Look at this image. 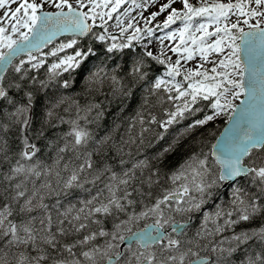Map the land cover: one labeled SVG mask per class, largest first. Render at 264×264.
Masks as SVG:
<instances>
[{
  "label": "snow or ice",
  "instance_id": "snow-or-ice-1",
  "mask_svg": "<svg viewBox=\"0 0 264 264\" xmlns=\"http://www.w3.org/2000/svg\"><path fill=\"white\" fill-rule=\"evenodd\" d=\"M0 264H264V0H0Z\"/></svg>",
  "mask_w": 264,
  "mask_h": 264
},
{
  "label": "trees",
  "instance_id": "trees-1",
  "mask_svg": "<svg viewBox=\"0 0 264 264\" xmlns=\"http://www.w3.org/2000/svg\"><path fill=\"white\" fill-rule=\"evenodd\" d=\"M132 104H134V101L130 103V108H131V105H132ZM113 111H114V109H113ZM223 119H226V118H221V119H218V120L216 121V124L218 125V127H219L220 129L223 128V123H222V120H223Z\"/></svg>",
  "mask_w": 264,
  "mask_h": 264
},
{
  "label": "rangeland",
  "instance_id": "rangeland-1",
  "mask_svg": "<svg viewBox=\"0 0 264 264\" xmlns=\"http://www.w3.org/2000/svg\"><path fill=\"white\" fill-rule=\"evenodd\" d=\"M177 4L179 3V0H176Z\"/></svg>",
  "mask_w": 264,
  "mask_h": 264
},
{
  "label": "water",
  "instance_id": "water-1",
  "mask_svg": "<svg viewBox=\"0 0 264 264\" xmlns=\"http://www.w3.org/2000/svg\"><path fill=\"white\" fill-rule=\"evenodd\" d=\"M223 129V128H222Z\"/></svg>",
  "mask_w": 264,
  "mask_h": 264
}]
</instances>
